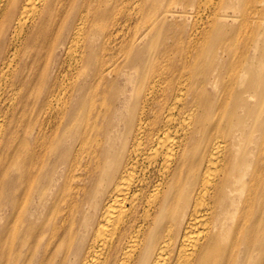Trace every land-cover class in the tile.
Segmentation results:
<instances>
[{
	"label": "bare ground",
	"instance_id": "obj_1",
	"mask_svg": "<svg viewBox=\"0 0 264 264\" xmlns=\"http://www.w3.org/2000/svg\"><path fill=\"white\" fill-rule=\"evenodd\" d=\"M0 200V264H264V0H0Z\"/></svg>",
	"mask_w": 264,
	"mask_h": 264
},
{
	"label": "rangeland",
	"instance_id": "obj_2",
	"mask_svg": "<svg viewBox=\"0 0 264 264\" xmlns=\"http://www.w3.org/2000/svg\"><path fill=\"white\" fill-rule=\"evenodd\" d=\"M59 32L53 31V33L50 35V37H48V42L46 43L44 49L42 50V44H41V56L38 59V54L37 51L35 49V47L32 49L31 51V62H35V65L37 67H39L40 69V75L44 77V79L46 80V83L50 80L53 79L54 75L57 73L58 68H59V62L60 59L62 57H60V59L58 60L57 57H59L58 55V48L57 46L60 44V37H59ZM95 46L98 47L100 45L99 43V39L95 41ZM105 52H108V50H106ZM23 61V60H22ZM22 61L20 63H22ZM30 61V60H29ZM87 79V78H86ZM86 79L81 78L78 83L81 82V84L85 83ZM45 86V85H43ZM38 90V87L33 89L32 92L37 94L36 91ZM34 94V95H35ZM0 204H3L2 200H0ZM0 211H5V208L3 206L0 205ZM82 216L78 215L77 218H81ZM50 238V235H47V233H45L44 235H40L39 239L41 240V243H43V247L38 246V241L36 239L30 240L29 242V249L28 252H26V256L25 254L22 257V261H24V263L22 264H41L42 262V257L46 256L47 258L50 257V255L52 253H56L58 251L55 252L57 246L49 247V248H45L44 244L46 241H48ZM60 257L63 256V252H58L57 253ZM52 264V263H51Z\"/></svg>",
	"mask_w": 264,
	"mask_h": 264
}]
</instances>
